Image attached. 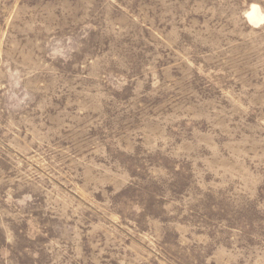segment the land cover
<instances>
[{
    "label": "rangeland",
    "instance_id": "1",
    "mask_svg": "<svg viewBox=\"0 0 264 264\" xmlns=\"http://www.w3.org/2000/svg\"><path fill=\"white\" fill-rule=\"evenodd\" d=\"M264 0H0V264H264Z\"/></svg>",
    "mask_w": 264,
    "mask_h": 264
},
{
    "label": "bare ground",
    "instance_id": "2",
    "mask_svg": "<svg viewBox=\"0 0 264 264\" xmlns=\"http://www.w3.org/2000/svg\"><path fill=\"white\" fill-rule=\"evenodd\" d=\"M244 14L247 22L253 26L261 24L264 20V14L257 4H251Z\"/></svg>",
    "mask_w": 264,
    "mask_h": 264
}]
</instances>
